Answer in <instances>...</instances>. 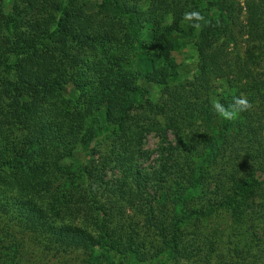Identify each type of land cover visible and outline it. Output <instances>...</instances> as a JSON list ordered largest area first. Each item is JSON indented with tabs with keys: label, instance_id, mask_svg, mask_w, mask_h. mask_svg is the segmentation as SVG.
I'll return each mask as SVG.
<instances>
[{
	"label": "trees",
	"instance_id": "obj_1",
	"mask_svg": "<svg viewBox=\"0 0 264 264\" xmlns=\"http://www.w3.org/2000/svg\"><path fill=\"white\" fill-rule=\"evenodd\" d=\"M235 9V0H107L91 11L85 0H0V264H29L26 240L88 250L87 264L208 263L224 236L213 237L209 217L221 210L237 258L256 244L264 264V0H247L244 22ZM192 10L209 23L193 27ZM176 34L206 52L188 87L166 55ZM237 36L243 54L231 53ZM153 85L166 97H145ZM234 96L252 107L223 119L213 105ZM96 130L111 134L105 161L73 167L66 160ZM152 130L166 153L143 169ZM231 143L232 162L218 166ZM109 165L121 166L117 184Z\"/></svg>",
	"mask_w": 264,
	"mask_h": 264
},
{
	"label": "rangeland",
	"instance_id": "obj_2",
	"mask_svg": "<svg viewBox=\"0 0 264 264\" xmlns=\"http://www.w3.org/2000/svg\"><path fill=\"white\" fill-rule=\"evenodd\" d=\"M107 2V0H85V8L86 10H97L101 8V6ZM246 2L247 0H235V14L237 12L239 16V21L244 22L245 16H246ZM173 18L171 15H168L165 17V21L167 23L171 22ZM149 34V33H147ZM145 35V34H144ZM171 42L173 43L171 50L167 52V57L173 58L179 65V70L182 76V83L185 87H188V84L191 80L192 73L194 72V68L197 64V61L199 58L203 57L205 55V49L201 45H195L192 41L186 39L181 34L172 35ZM135 48L134 50H138V42L134 44ZM231 53L235 54H243V38L237 36L233 41L230 43ZM133 50V51H134ZM131 65V69H135V66ZM219 83V81H218ZM218 83H216V86H218ZM224 84H220L219 86H223ZM147 88V91H145V97L151 98L153 100H158L160 98H165L166 95L161 93L159 91V88L156 86H145ZM173 88L178 91L180 89L179 83H175ZM75 94V95H74ZM77 92L71 90L68 92V96L73 95L76 96ZM143 98L141 99V105L137 104L135 107L130 111V114L133 117V120H136L138 116L141 114L142 108L145 106L143 104ZM261 101V100H260ZM141 106V107H140ZM264 106V103H263ZM111 134L106 133L105 130H96L95 137H93L89 145H79L76 150H74V157L68 158L66 161L71 162L73 167L77 168L79 166H87L92 162V158H95V160L100 161V163L104 162V157L107 154L108 147L111 143ZM176 136L173 134L171 130H168V140L174 142ZM233 143V142H232ZM231 144L224 145V149L220 150L218 153L217 158V165H225L226 163H230L231 157L233 156L230 152ZM235 145V141H234ZM167 146L166 141H162L161 136L156 131H149L145 133L143 139L141 148L147 152V155L144 157H140L138 161L136 162L137 165L143 169H150L156 166L157 159L159 158L160 151H163L166 153V150L164 148ZM130 148L132 150V146L130 145ZM235 153V152H234ZM231 154V156H230ZM232 162V161H231ZM106 178L111 181L110 183L114 184L122 179V173L121 166L117 165H109L106 169ZM96 194L100 196V199H105L108 201V198L103 195V191L101 189H95ZM46 198V194L43 193V195ZM38 201L41 202V199L39 197ZM86 202H90L89 197L86 196ZM43 202V201H42ZM41 202V204H43ZM80 200V204H84ZM85 202V204H86ZM45 205V204H43ZM89 205V204H88ZM128 216L130 218L134 217L138 220L140 215H137V211L134 209H128ZM209 224H211L212 230H215V233L213 237H218V234H216L217 230H222L224 233L221 238L222 242L218 245L219 247V254L215 256L210 255L209 259L207 260L208 263H206V260L198 259L190 257L189 259H182L179 260L177 263L168 262L170 264H216V262H220V264H263L262 257L259 256L256 258V252L258 250V247L253 245L251 247V250L249 253L246 254L244 258H237V255L235 253V248L239 247L235 245V239L233 237L229 238L227 237V233L231 230L232 226V216L230 213L226 210L218 211L215 215L209 217ZM206 224V223H205ZM206 227V226H205ZM208 230L209 228L206 227ZM206 230V231H207ZM233 235V234H232ZM30 239V238H29ZM26 244H24V251L23 253L26 254L27 257H31V261L29 264H87V261L91 259L90 252L85 249H67V250H60L56 251L55 249H49L45 250L42 249L39 245L34 244L30 241H25ZM206 248V246H204ZM249 248H245V250H248ZM222 252V255H221ZM264 259V258H263ZM155 264V263H154ZM166 264V263H165Z\"/></svg>",
	"mask_w": 264,
	"mask_h": 264
},
{
	"label": "clouds",
	"instance_id": "obj_3",
	"mask_svg": "<svg viewBox=\"0 0 264 264\" xmlns=\"http://www.w3.org/2000/svg\"><path fill=\"white\" fill-rule=\"evenodd\" d=\"M184 19L188 22H192V26L199 28L201 22L204 24L209 23L205 17L198 10H192L184 13ZM217 23H219L217 21ZM252 107L251 102L246 96H234L232 102L227 107L217 102L213 105V108L219 116L226 120H232L236 118L238 112L247 111Z\"/></svg>",
	"mask_w": 264,
	"mask_h": 264
}]
</instances>
